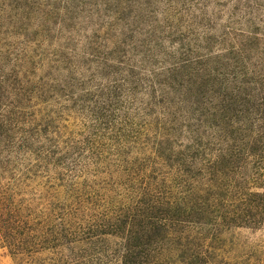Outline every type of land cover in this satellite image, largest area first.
I'll return each mask as SVG.
<instances>
[{
    "label": "rangeland",
    "instance_id": "1",
    "mask_svg": "<svg viewBox=\"0 0 264 264\" xmlns=\"http://www.w3.org/2000/svg\"><path fill=\"white\" fill-rule=\"evenodd\" d=\"M251 37L256 41L242 48L235 67L228 68L229 52L246 47ZM219 66L229 79L221 77L210 87L230 83L236 96L241 78L264 73V0H0V91L12 94L11 104L0 109V122L4 137L14 143L7 148L11 142L0 137V264H124L131 237L114 234L102 218L108 208L129 204L120 209L136 223L143 204L153 202H141L135 189L128 198L126 163L118 167L110 155L98 163L86 157L81 148L92 136L87 126L93 122L89 111L79 110L86 101H110L107 88L126 87L120 115L135 120L145 114L141 123L161 145L167 137L172 143L171 155L167 149L146 160L148 169L155 165L153 190L166 197L162 181L174 185L176 156L193 145L189 126L194 134L196 129L210 134L206 128L198 131L203 125L192 102L199 98L194 85L200 78L192 69ZM235 75L237 80H231ZM25 130L34 131L40 142L57 140L54 157L17 153ZM159 148L151 142L129 144L126 161L154 157ZM248 175L252 179L244 188L261 191L263 170L254 168ZM188 183L203 196L202 186ZM195 195L173 199L182 208L202 207ZM242 199L227 208L242 205ZM112 216L110 211L106 221ZM208 217L203 208L187 228L166 231L146 264H264V211L251 225L229 222L228 215L209 224Z\"/></svg>",
    "mask_w": 264,
    "mask_h": 264
},
{
    "label": "trees",
    "instance_id": "2",
    "mask_svg": "<svg viewBox=\"0 0 264 264\" xmlns=\"http://www.w3.org/2000/svg\"><path fill=\"white\" fill-rule=\"evenodd\" d=\"M248 41L246 47L241 46L239 50L229 52V54H233V57L230 64L225 63L228 68H234L242 56V48L244 50L247 47L250 48V44L256 40L251 37L248 38ZM192 70H196L195 75L200 78V82L194 85L199 92V98L192 102V107L196 106L195 109L193 108L196 112L194 115L203 125L198 127V131L200 128H206L210 134L200 135L196 129V137L192 131V126H189L188 132L193 140V145L187 144L184 152L176 156L177 166L173 174L175 183L172 186L165 185L163 181L161 183L169 196H161L157 190H153L151 182L156 179L153 170L155 165L148 169V161L146 160L161 155L167 149H169L168 154L171 155L172 143L167 137L164 142L165 146L161 145L163 142L156 138V134L151 132L147 123L144 121L141 123L140 120L145 114L135 120L131 118V115H126L124 112L122 116L120 115L122 113L120 111L122 101L128 96L126 87L123 88L122 85L120 89L116 91L114 89L112 92L107 88L105 96L110 101H95L92 102L93 105L86 101L82 106V108L84 107L83 110H79V113H83L85 110L89 111V116L93 122L87 126L92 136L86 142V147H80L85 150L86 157L91 158L94 163H98L102 157L105 158V156L110 155L118 167H122L126 163L123 171L128 179V198L130 196L129 191L135 189L136 195L140 194L143 197L141 202L144 198L153 202L151 206L144 203L140 211L138 210L141 218L136 223L131 220L133 215H129L125 209H120L122 206L126 208L129 204L118 205L113 210L108 208L107 216L102 218L105 219L103 224L107 222V227H110L114 234L123 235L127 233L131 237L122 254L125 259L124 264H146L148 253L159 250L158 243L163 241L166 231L176 226L181 227V225L187 228L192 222H195L196 215L202 212L203 208L209 216L208 222L211 221L209 224H216L222 217L228 215L229 222L251 225L259 221L260 215L264 211V185L257 186L261 189L258 192H249L244 188V185L252 179L248 173H252L254 168L256 171L263 170L264 172V73L260 74L259 77L253 74V77L244 76L241 78L243 81H238L239 93L236 96L230 83L218 84V87L214 89L210 87L213 86L214 81L220 80L221 77L222 80L229 79L225 71L222 72L220 66L201 70L195 67ZM230 71L231 74H235L232 72L233 69ZM0 74L2 75L1 69ZM237 77L238 75L232 76L231 80H237ZM189 79L190 77L187 78V80ZM5 80H9V78L7 77ZM180 82L181 78L178 79V83ZM209 82L211 85H208ZM236 85L237 81H234L232 86ZM221 86H223V90L220 89ZM241 86L245 88H240ZM132 89H136L134 85ZM260 91L263 94L257 96ZM11 98L12 94L9 91H0V109L8 107L11 104ZM45 98L48 96L42 97L40 103L45 104ZM199 99L201 101H197ZM252 110L255 113L250 116L249 113ZM243 112L248 113L249 116ZM45 130L47 131L46 128ZM1 131L7 132L4 124L0 122V137L3 136L7 143L11 142V146H6L7 148L13 147L14 143H12L11 137H4ZM213 131L215 134L212 133ZM34 134V131L28 130L24 136L20 137L21 141L15 148L17 153L23 150H32L36 158L54 157L57 150V140L43 137L45 141L40 142L37 135L35 137ZM153 134L154 139L150 140L149 137ZM209 135V138L203 140ZM103 141L106 142L103 143ZM37 142L39 143L36 145ZM149 142L157 143L160 146L159 150L155 151L154 157L143 156L139 159L135 158L133 162L126 161L129 144L143 147ZM72 146L76 147V144ZM214 150L217 151L216 154H213ZM249 158H253L252 165L248 163ZM179 171L182 175L178 174ZM197 175L201 179H197ZM189 180L204 188L202 197L194 194L192 185L190 186L188 183ZM153 183L156 186L157 182ZM171 187L177 188L174 194ZM192 187L194 188L195 185ZM188 193L195 195L198 200L202 201L203 206L182 208L175 204L173 198L184 197ZM195 193L197 192L195 191ZM233 197L235 198L233 199ZM238 198H243L242 205L235 206L233 210L228 209V204ZM110 211L113 220L106 221ZM192 211L197 212L194 217L191 215Z\"/></svg>",
    "mask_w": 264,
    "mask_h": 264
}]
</instances>
